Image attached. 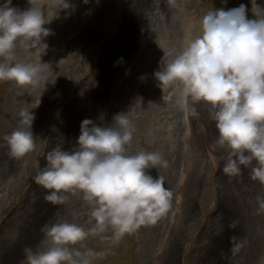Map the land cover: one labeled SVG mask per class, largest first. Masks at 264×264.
Returning <instances> with one entry per match:
<instances>
[{
	"label": "clouds",
	"instance_id": "1",
	"mask_svg": "<svg viewBox=\"0 0 264 264\" xmlns=\"http://www.w3.org/2000/svg\"><path fill=\"white\" fill-rule=\"evenodd\" d=\"M28 5L21 10L12 0L0 3V82L35 91L47 81L48 64L17 60V50L32 49L41 58L51 34L46 25L73 5L69 0H28ZM251 5L254 18L244 4L207 10L198 33L171 59L165 54L154 75L160 86L179 85L181 99L188 98L191 105L210 106L218 130L215 143L228 150L224 174L239 176L244 166L251 168L252 180L264 184V5L257 0ZM190 110L198 115L195 107ZM18 116V127L4 139L12 156L24 158L36 148L35 115L22 107ZM134 132L128 113L115 114L110 125L85 118L75 147L57 145L46 153V164L33 177L46 190L44 199L63 205L78 196L95 223L87 229L68 220L45 224L37 248H24V264H92L103 253L85 248L90 234L111 231L118 242L169 211L173 192L159 172L169 162L159 152H132ZM153 168L156 177L148 171ZM256 200L257 213L264 212V197ZM231 240V251L239 253L245 241L237 236Z\"/></svg>",
	"mask_w": 264,
	"mask_h": 264
},
{
	"label": "bare ground",
	"instance_id": "2",
	"mask_svg": "<svg viewBox=\"0 0 264 264\" xmlns=\"http://www.w3.org/2000/svg\"><path fill=\"white\" fill-rule=\"evenodd\" d=\"M77 1H79L78 6L82 7L84 0ZM122 1L128 3L127 12L124 13H121L122 7L118 6L117 3H113V0H88V3H85L87 7H84V9L80 8L75 10V8L73 9L74 13L62 16L65 17L62 20L65 26H75L74 31L69 35L73 37L75 49L78 53L72 57L64 58L66 54H60L56 49L49 51L48 48L46 53L42 54L41 58L40 56L38 57V63L48 64L45 69L47 81L42 83L37 89H41L42 92L37 96L39 91L20 87V89L25 88L27 91V94H25L26 96L33 95L37 98L38 102L40 100L42 103L51 101H55L56 103L60 101L64 102V109L57 114L56 118L53 120V126L51 125L52 131H62L72 141L70 142L65 135L59 133L53 135L51 142L54 145H60L64 150H70L76 146V140L80 134L81 121L85 118L92 119L95 123L100 125H110L113 123L115 114L121 113L120 111L130 112L129 107L120 106V101L123 96L136 90L135 86L137 85V81L134 74L130 72L134 65L132 64V60L136 58L141 60L139 57L142 55L145 41L151 29H155L156 31L163 30L166 36L169 38L172 37V40L176 42L182 39L183 24L180 25V23L178 24L172 21V19L175 18L172 9L163 8L164 19L166 18L163 24L162 20L155 17L154 9L151 4L144 3L142 0ZM135 1L142 6L140 4H135ZM233 3L238 6L244 4L247 10L249 9L248 0H233ZM12 5L24 10L28 7V0H12ZM179 21L182 22V20ZM70 42L71 41H64L62 43L65 47H69ZM98 45L100 47L99 49L93 48ZM92 48L95 53L93 60V63L96 64L95 81L92 83L91 79L88 80L85 87L75 94L72 88L71 91L68 89L66 84L68 81H73V85L76 83L80 89L77 83L78 81H76L78 73H76L74 69L72 71V66L76 64L74 62L71 64V60L72 58L78 60L80 56L85 57L87 54H90V49ZM181 48L182 47L172 48L169 52H165L164 55L166 54L167 59H171L174 52L179 51ZM64 60H68V63L63 64ZM158 67L160 68L161 66L159 65ZM12 84L15 83L13 82ZM92 84L95 85L91 86ZM87 85H89V87L86 92L84 89H87ZM131 87H133V90ZM138 87H141V85ZM17 92L19 91L15 89L9 90L6 94V100L12 101L17 96L15 94ZM141 92L144 93H141V95H146L148 98H151L150 95L152 94L149 90L142 89ZM74 96H78V98L70 101ZM135 99L136 97L134 100ZM191 107H195L198 115L192 114L190 110ZM188 109L190 120L196 125V129L198 130L197 132L191 129V142L198 137L197 140L201 143V151L198 154V158L201 162H199V160H195L196 162L194 161L192 164L188 162L189 164L185 167L187 180L186 178L184 179L185 181H183V183H185H182L183 187L189 190V186L191 185L189 183L192 182L190 181L191 176L193 171L197 170L200 176L196 174L195 177L198 176L205 181H209V185H212L213 190L216 192L213 204H211L214 216H217L213 219V224L211 225V228L216 232V236L213 240V244L216 247H213V251H210L211 253L207 255L206 261L209 259V264H249L250 260L248 258L251 259L253 254L257 255L258 253H256V251L258 248L264 251V237L258 240L251 232L250 227L252 228V226L255 225V219H253L252 222L250 221V216L253 213L249 211V209H254L262 220H264V212L258 214V203L248 201L256 200L258 195L264 197V192H261L260 182L251 179V168L241 166L242 172L239 176L229 177L223 173L222 169L226 162L228 150L215 143L218 137V130L215 121L211 118L210 106L202 102L191 105L188 99ZM176 112V110L173 111L171 109L166 112L165 115L167 114V118H169L170 115L175 118L174 115ZM34 115L36 119L37 113L35 112ZM129 118L134 123L135 118L131 116H129ZM39 119L37 118L36 121L39 122ZM67 119L72 121H68ZM47 138L49 139L50 135H48ZM158 148V152L162 154L163 158L170 151L169 146L165 143L161 144ZM51 149L52 146H44L43 152L41 151L42 153H39L38 157L36 155L35 170L44 167L46 164V153ZM7 154L12 159H9L7 155L1 156L0 167L2 170L8 171V191L14 193L15 189H18V186L25 181L26 166L24 158L27 159L30 154L24 158L12 156L10 150ZM148 171L153 177L159 174L158 170L155 168L149 169ZM238 181H240V183L236 184ZM32 185L33 182L27 187L31 189ZM168 185L169 184L165 182V186ZM244 187H246L245 190ZM262 188H264V185ZM195 191L196 190H190L182 195L184 209H191L193 204L191 200L193 198L192 194ZM45 194L46 190L38 185V191L34 193L36 200L34 201L33 207L35 209H28L29 213L20 222L19 228L23 236H19L8 246L10 256L6 255V257L11 261L13 259L11 256L16 257V252H19V249H21L23 245L24 248L26 246L32 247L34 250L37 248L43 239L41 229L45 224H50L57 220L70 221L71 218L75 217L69 210V207L77 196H72L66 204L54 205L44 199ZM184 201L186 207H184ZM244 209L248 210L249 215L243 213ZM183 218L184 217L180 219ZM162 222L163 221L160 219L156 224H153L151 227L153 229L149 234L147 233L146 226L141 227L139 233L144 240L147 239L143 246L146 248V250H144L145 252L153 249V243L154 245L159 243L158 239H156V234ZM179 223L180 221H178L177 225ZM180 224L182 227L175 228L174 233L165 230L163 239H161L159 244L160 247L155 250V255L159 257L161 255L162 260L160 264H176V255L180 248L178 244L184 241L182 233L184 232L186 234L187 228H189V218L184 219ZM244 224H248L247 232L244 231ZM172 227L173 225L171 224L167 229ZM255 228L252 229L255 230ZM148 236H150L149 239ZM233 236H237L245 241L244 247L236 254H233L231 251L233 243L231 238ZM10 260L7 262L5 261L4 264L10 262ZM198 262H200V260H198ZM202 264H204V262Z\"/></svg>",
	"mask_w": 264,
	"mask_h": 264
},
{
	"label": "rangeland",
	"instance_id": "3",
	"mask_svg": "<svg viewBox=\"0 0 264 264\" xmlns=\"http://www.w3.org/2000/svg\"><path fill=\"white\" fill-rule=\"evenodd\" d=\"M183 1L186 3L181 4L183 6H181L177 1H173L172 7L174 9L171 8L174 12L175 17L174 19H172V21L178 24L180 23V25L183 24L182 32L183 29H186V20H188L189 16L191 14L193 16H196V12H199V9L201 7H205L208 10L214 7L224 8L225 10L231 9L228 6V0ZM2 2L3 0H0V3ZM113 3H117L118 6L122 7L123 10L121 9V13L127 12L128 3L122 0H113ZM257 3L262 5L264 4V0H257ZM248 5V17L254 18L251 12V0H249ZM156 11H160V14H162V9L157 8ZM179 20H182V22H180ZM57 21V19H54L50 24L46 25V27H48L51 31H54L56 30L55 28H57V32L52 33L53 37L50 38L52 39V43L50 42V39H47L49 36H51V34L46 38L47 44L49 41V45L54 46H48L49 49L51 50L57 47V49L59 50V48H61V43L69 39L68 41H71V51H76L75 41L73 37H69V34L74 31L75 26L70 27L69 29H58L59 22L56 23ZM163 33V30H150V35H152L150 38V43L148 44V47L144 49L145 54L148 51L149 53L147 57L142 59V61L140 60L139 62H137L135 68L130 70V72L135 75L137 80L138 75L139 78L143 77L141 82L145 83V87H142L145 89H150V92L151 90L158 89V85H160V81L155 77L154 73L155 71L159 70L158 62L161 58L160 55L158 59L154 61L151 55H156L167 49L182 47L184 44L180 41H173L172 37L169 38ZM93 48L90 49V51H92ZM73 51L71 55L76 53ZM17 53H21L23 55V61L33 63L36 61V57L32 49L19 48L17 50ZM93 56V53L90 52V54H87L85 59L80 57L78 58V60H71V64L72 62L76 64L75 66H72V71L74 69L75 72L79 75H86V79L81 82H86L87 76L90 79L93 76L95 67H93V63L90 60ZM16 58L17 60H19L17 54ZM140 71L141 74H138V72ZM72 76L75 77L74 75ZM12 83L13 82L10 81L0 82V158L3 155H7L9 159H12L7 154L9 152V147L4 137L18 127V113L22 107H28L32 109L33 113L36 112L37 118L40 119L39 122L36 121L37 118L34 119L32 125L33 135L37 140L36 148L32 153H30L27 159L24 158L26 166L25 181L21 183L20 186H18V189H15L14 193L8 191V171L6 172L0 167V264H4L5 261L7 262L10 260L6 257V255L10 256L8 246L12 244L13 241L16 240L19 236H23V233L20 232L19 228L20 222L29 213L28 209H35L33 207V204L35 203L34 201L36 200V198L34 197V193L35 191H38V185L36 183V185L33 184L31 189L27 187L32 182V177H34L36 174L34 168L36 161L35 158L36 155L38 157L39 153L43 152L44 146L47 147V142L50 145V142L47 139L48 135L53 136L57 133L61 134L60 131H52L51 122L56 118L57 114L59 112H62V110L64 109L63 101H60L62 104L60 102L56 103L55 101L42 103V101L40 100L38 102L35 96L25 95L27 94L25 88L20 89L18 85ZM66 84L68 89L71 91L72 88V91L74 93L79 90V88L75 86V83L73 85V81H68ZM155 84L157 88H155ZM12 89H15L19 92L15 93L17 96L12 101H8L6 100V94L9 90ZM131 89L133 90V87H131ZM37 91H39V93L37 94L38 96L42 92V90L39 89ZM133 91L134 92H130L127 95L123 96L120 101L121 106L131 107L132 115L134 114V112L137 114V117L134 120L135 138H133L132 141L131 151L138 152L141 150H146L158 152V147H160L161 144L165 143L169 146L170 151L164 157V159L167 157L166 160L169 162V167L167 169L161 168L160 170L162 171L161 175L164 177V181L169 184L166 187L170 188L173 192L172 204L169 211L161 218L163 222L161 227L159 228L158 233L156 234V239H158L159 243L157 245H154L153 243V249H147V253L144 251L146 250V248L143 247L145 240L147 239L144 240V238L139 233L141 231V228L134 234L124 236L118 242H114L111 238V231H106L101 234H90L84 242L85 248L91 249L93 252L103 253V255L95 257L92 264H160L162 260L161 255L160 257L155 255V250L160 247L159 244L161 242V239H163L165 230H167V232L169 231L174 233L175 228L180 227V223L186 218H189V228H187L186 234L184 232L182 233L184 241H182V243L180 242L181 244H178L180 248L176 255V264H200V262L201 264L203 262L204 264H209V259L208 261H206V257L209 253H211L210 251H213V247H216L213 244L216 232L213 228H211L213 219L217 217L214 216V211L211 208V204H213L216 192L213 190L212 185H209V181H205L203 178L198 176L195 177L196 174L200 176V174L197 173V170L193 171L190 180L192 182L189 183L191 184L189 186V190L188 188L184 189L183 187V184L185 183H183V181H185L184 179L186 178L185 167L189 164L188 162H190L191 164L195 160H199V162H201L198 158V154L201 151V143H199V141L197 140L198 137H196V139H193L194 141L191 142L192 138L186 135V131L184 128L185 118H182V106L180 105V103H182L184 99H181L180 91L171 93L169 91H172V89L167 91L165 86H162V90L160 89L159 91L154 92V94L151 92V98H148V96L146 95H141V92L137 90ZM135 97L136 99L134 100ZM171 98H173L172 101ZM169 101L175 104L172 105ZM169 109L177 111L174 115L175 118L172 117V115H170L169 118L166 117L167 114L165 115V113L168 112ZM194 127L195 126L193 124V128ZM195 131L198 132L197 129H195ZM52 138L53 137L50 136L49 139ZM54 146L55 145L53 144V147ZM208 162L212 164L210 161ZM239 183L240 181L236 182V184ZM263 185L264 184L260 183L261 192H264V188H262ZM245 189L246 187H244V190ZM190 190H196L192 194L193 198L191 200L193 204L191 209H184L182 204V195ZM252 201L257 203V200H251L248 202ZM184 207H186L185 201ZM69 210L75 215V218L71 221L82 225L83 227H85V229L91 227L95 223V221L90 216L89 206L85 201H83L82 198L76 197L75 201L73 200V202L70 204ZM249 211L253 213L250 216V221L252 222L253 219H255V225H253L252 228L254 229L256 227L255 230L250 227L251 232L259 240L264 237V220H262L256 214V211H254V209H249ZM243 213L249 215L247 209H244ZM182 217L184 218L180 219ZM178 221H180V223L177 225ZM171 224L173 225V227L169 228L170 230L167 229V227ZM151 227L152 225H146L148 234L153 229ZM244 227V231L247 232L248 224H244ZM149 238L150 236H148V239ZM263 252L264 251H262L261 248H258L256 251V253L258 254H253V257L251 259L248 258L250 260L249 264H264L262 262V260L264 261ZM16 254V257L11 256L13 258L12 261L10 260V262L5 264H24V245L23 247H21V249H19V252H16ZM198 260H200V262H198Z\"/></svg>",
	"mask_w": 264,
	"mask_h": 264
}]
</instances>
